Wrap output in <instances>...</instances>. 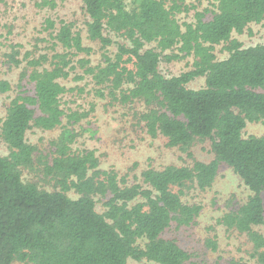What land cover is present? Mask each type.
<instances>
[{"label":"trees","instance_id":"1","mask_svg":"<svg viewBox=\"0 0 264 264\" xmlns=\"http://www.w3.org/2000/svg\"><path fill=\"white\" fill-rule=\"evenodd\" d=\"M29 1L41 14L38 35L29 48L12 43L7 53L10 64L25 63L20 75L34 83V93L21 88L0 129L9 150L0 154V264H201L166 232L196 222L202 206L184 195L210 188L221 163L233 168L250 195L218 222L246 234L257 264H264V232L257 228L264 227V132L245 133L248 124H264V44L245 45L237 37L264 23V0H206L203 9L188 0H80L78 16L66 7L70 0ZM11 33H3L6 41ZM87 40L100 44L97 65ZM218 46L226 58L218 57ZM189 56L188 71L167 76L160 70L162 58ZM87 78L98 95L146 106L137 114L151 137L164 136L168 147L190 158L194 142L206 139L214 158L149 166L134 183L104 168L95 149L75 147L79 133L70 125L89 112L65 103L72 88L64 80ZM196 78L204 85L191 88ZM10 90L11 82L0 78V92ZM64 119L51 152L37 155L29 130H56ZM36 162L54 190L24 180L22 169ZM206 245L217 251L216 236ZM227 264L250 263L230 258Z\"/></svg>","mask_w":264,"mask_h":264},{"label":"rangeland","instance_id":"2","mask_svg":"<svg viewBox=\"0 0 264 264\" xmlns=\"http://www.w3.org/2000/svg\"><path fill=\"white\" fill-rule=\"evenodd\" d=\"M199 9L208 7L205 0L202 4L197 3ZM24 3L25 5H23ZM80 0H70L66 7L72 8L75 16L80 14ZM194 11L192 10L191 13ZM184 18L186 14H180ZM41 19L35 15L32 3L29 0H0V22L5 25L0 27V78L8 79L12 84L9 92H0V129L2 120L6 115L7 108L13 97L22 89L33 94L34 83L27 77L21 78V72L25 63L21 66L10 64L7 53L11 51L12 43L21 42L26 47L36 35ZM80 27L83 26V15L77 20ZM12 31L8 41L3 37L6 31ZM245 45L257 43L264 44V23H253L245 33L237 35ZM94 51L91 59L94 65L101 62V48L96 41H88ZM110 52L116 50L115 46L109 48ZM216 53L223 59L228 56L221 46L216 47ZM193 66L191 56L168 61L162 58L160 70L167 76L178 75L188 71ZM65 84L72 88L65 95L66 105L72 107L73 111L89 112L88 116L81 119L77 124L70 125L79 134L76 148L95 149L101 159L104 168L114 167L120 177L125 176L129 183L141 179V172L149 166L161 168L165 165H190L193 159L209 161L214 158L210 142L206 139H197L191 150L193 158H190L178 147H168L166 138L162 135L151 137L145 130L143 123L139 121L138 114L146 110L141 102L132 105L113 101L109 95H98L96 86L91 78L82 81L73 79L64 80ZM191 88H200L204 85V78H196L188 84ZM22 86V87H21ZM22 88V89H21ZM91 107H94L91 110ZM67 119L63 125L56 130L45 131L34 127L28 132V140L37 147L36 154L48 155L51 152V140L55 139L66 126ZM264 132L263 123L248 124L246 135H261ZM8 145L0 135V154H8ZM25 181L35 182L40 188L54 190L53 182L43 175L41 165L36 162L35 168H23ZM74 195V194H72ZM250 195V191L243 184L233 168L221 163L218 175L210 188L201 190L194 188L187 191L184 199L191 203L202 206V211L196 222L190 226L177 228L170 227L166 236L178 239L181 246L195 253V259L201 264H227L230 258H243L250 264H257L253 256V250L246 234L236 230H227L226 226L219 223V218L227 211L236 209ZM102 209L101 204L98 205ZM213 226L214 230H208ZM264 232V227H257ZM216 236L219 244L217 251H213L206 245V238ZM128 264H159L156 262L142 260L130 261Z\"/></svg>","mask_w":264,"mask_h":264}]
</instances>
